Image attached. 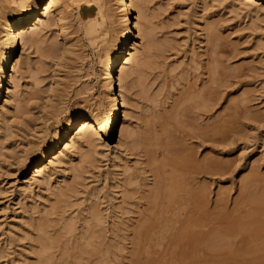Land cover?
Listing matches in <instances>:
<instances>
[{
    "label": "rangeland",
    "instance_id": "obj_1",
    "mask_svg": "<svg viewBox=\"0 0 264 264\" xmlns=\"http://www.w3.org/2000/svg\"><path fill=\"white\" fill-rule=\"evenodd\" d=\"M262 3L257 9L233 0H148L150 59L133 75L130 105L121 102L109 144L86 146L51 188L27 191L23 181L55 127L75 105L93 101L103 108L105 99L96 48L76 6L72 46L62 60L49 54L52 41L62 43L54 37L57 26L44 31V49L20 43L16 59L23 65L29 55L32 65L21 79L19 105L0 108L13 126L0 128V264H264ZM108 5L103 28L119 32L115 1ZM134 40L145 41L140 34ZM55 73L60 85L44 112ZM6 100L7 93L2 105ZM43 112L48 120L37 119ZM34 118L47 132L25 133ZM126 124L134 134H122ZM31 140L35 149L21 164V149ZM172 175L185 182L175 204L164 190ZM58 179L77 184L61 204ZM191 192L201 194L200 205L189 200ZM255 201L261 209L249 208ZM247 213L256 220L244 228L224 221ZM150 224L158 227L155 234L140 236L138 229Z\"/></svg>",
    "mask_w": 264,
    "mask_h": 264
},
{
    "label": "bare ground",
    "instance_id": "obj_2",
    "mask_svg": "<svg viewBox=\"0 0 264 264\" xmlns=\"http://www.w3.org/2000/svg\"><path fill=\"white\" fill-rule=\"evenodd\" d=\"M96 1L97 7L92 4ZM114 1L117 6L118 15L121 17L119 32H116L114 29L111 30V28H103L102 25L103 17L105 15L110 16L111 14V9L108 7L110 0H46V2L45 0H0L1 109H5L6 104H12L10 105L11 107H17L19 105L18 102L22 85L21 79L24 70L32 65L29 55L26 57V62L23 65H21L20 60L18 61L16 59L19 44L24 42L25 45L28 44L29 46L38 47L40 43L45 41L43 38L44 31L46 30L47 33L53 26H57L59 29L56 31L54 37H62V43L52 41L49 48L51 52L49 49L45 50V52H50L49 54L57 52V59L63 56L72 46L74 31L70 18L72 15L70 13L75 6L78 8V15L76 17H79L81 22L85 23L87 38L96 48L99 80L105 99L103 108H100V105H96L93 101V103L83 101L75 105L66 115L62 123L55 127L50 138L45 140L44 144L38 150L37 157L34 156V164L30 176H27L23 181L22 189L24 191L32 189L35 185H47L48 188H51L55 175L61 171V173L63 172L61 176L64 177L66 168L73 164V157L77 153L82 155L86 146L108 145L107 135L112 134L117 128V121L120 118L121 112V102H123V106L130 105L129 92L132 81L134 80L133 75L135 73L139 74L149 61V51L155 39L153 26L150 23L151 20L148 18L147 13L146 3L148 0H127V4L124 3V0ZM233 1L260 9L262 8V1L264 0ZM129 4L134 5V7H128ZM136 12L137 14H135ZM137 34H140L145 39L142 46L134 40ZM39 47L41 49L45 48L42 45ZM59 64L60 61L56 62L57 67L60 66ZM118 67L120 68L119 74H117ZM53 80V84L49 88V97L43 103V109L45 107L49 108L53 104V97L57 95V90L60 85L58 73L53 74ZM6 93L7 100L2 105V100ZM197 97L198 102H204V97ZM19 108L21 107L19 106ZM43 118L47 119L46 113L39 115L37 119L42 120ZM39 120L34 118L32 121H28V124L26 123L23 126L25 133L36 137L42 131L47 132L48 127L46 125L42 127ZM0 121V128L4 127L8 130L13 127L9 114L7 113L5 115L3 112L0 114ZM122 132L124 136H128L134 134V129L131 124H126ZM40 137L44 136L42 135ZM34 147L33 140H31L21 149L19 156L21 164H28L32 151L35 149ZM185 162V160H172L175 166L185 165ZM179 168L176 167V169ZM57 183L58 185H55L58 193L57 204H61L77 184L66 183L65 181L63 183L62 179H58ZM184 183L176 175L168 178V183L163 188L164 190H168L170 202L174 203L176 201L177 191ZM158 197L159 192L157 191L153 194V199H157ZM201 197V194L191 192L189 200H194L193 202H197L200 205ZM257 203L259 202H256V204L253 203L255 205H251L249 208L251 210L261 209ZM167 210L170 211L171 209ZM255 212L257 211H254V214H256ZM94 215H99V212L95 211ZM250 215L248 214L246 217L229 214L224 217V221L228 227L240 226V228H244L245 226H249L251 221L256 220L254 216ZM74 227L75 222H70L67 226L69 231ZM157 229L158 227L152 224L146 225L144 229H138V234L140 236H152ZM190 236L188 239L194 237L193 234ZM230 260L226 263L234 264Z\"/></svg>",
    "mask_w": 264,
    "mask_h": 264
},
{
    "label": "snow or ice",
    "instance_id": "obj_3",
    "mask_svg": "<svg viewBox=\"0 0 264 264\" xmlns=\"http://www.w3.org/2000/svg\"><path fill=\"white\" fill-rule=\"evenodd\" d=\"M45 2H46V0H45ZM124 3L127 4V0H124ZM128 7H134V5L129 4ZM49 59H52V58L49 57ZM60 59L62 60L63 56H61ZM32 103L33 104H39L40 102L39 101H33ZM44 112H48V108L47 107L44 108ZM261 127H264V125H261ZM242 155H243V153H242Z\"/></svg>",
    "mask_w": 264,
    "mask_h": 264
}]
</instances>
